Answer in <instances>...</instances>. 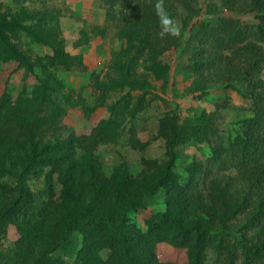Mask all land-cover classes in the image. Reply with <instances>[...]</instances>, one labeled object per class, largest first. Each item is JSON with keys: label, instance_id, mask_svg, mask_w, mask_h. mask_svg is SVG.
I'll list each match as a JSON object with an SVG mask.
<instances>
[{"label": "trees", "instance_id": "16d2710c", "mask_svg": "<svg viewBox=\"0 0 264 264\" xmlns=\"http://www.w3.org/2000/svg\"><path fill=\"white\" fill-rule=\"evenodd\" d=\"M187 1L181 4L190 10V3L196 0ZM222 1L228 9L246 11L250 7L258 13V21L251 24L249 32L260 44L247 41L246 34L224 18L222 27H207L211 40H217L210 46L211 62L218 63L220 71L229 68L238 78L250 76L264 62V0ZM119 2L113 0L114 5ZM175 2L163 0L173 20ZM156 3L157 0H134L129 19L120 17L124 22L119 24V37L127 42L115 62L125 72L123 84L131 89L138 87L130 79L131 61L122 59L143 52L132 41H140L139 47L147 50L152 64L156 61L152 51H161L172 41L173 35H160ZM8 14L0 3V48L31 72L40 70L41 77L36 76L39 86L30 95V104H23L20 97L13 100L7 92L0 97V246L9 225H14L19 235L11 251L3 252L0 247V264H168L159 262L156 256V246L162 242L186 249L189 264H206L209 249L216 256L227 257L225 264H236L237 259L240 264H264V81H253L258 89L250 96L256 109L253 118L245 121L249 131L232 141L225 151L231 160L240 153L243 168L239 173L244 182L240 187L231 175L220 173L224 169L221 171L217 165L209 167L205 186L196 181L203 176L200 169L187 170L188 183L180 185L171 169L173 159L163 168L144 161L143 170L136 175L122 162L107 176L100 171L97 159L92 158V150H88L84 165L77 171L74 141L44 138V128L48 126L43 113L47 110L45 104L52 105L50 117L55 123L69 109L64 107L67 99L62 83L51 69L67 64L70 57L57 34L51 35L46 20H37L35 27H29L22 22L32 20L27 12ZM21 33L30 43L49 47L52 55L29 53L19 43ZM237 43L241 44L232 52L227 48ZM226 45L231 54L222 56L220 46ZM53 94L57 95L54 100ZM166 121L174 141L182 127L177 117ZM95 133L83 138L84 149L96 148L105 136L106 142L114 140L109 125ZM168 147L173 152L172 142ZM250 162L258 169H250ZM246 167L249 170L243 171ZM41 175L45 193L40 195L31 189L29 180ZM55 181L60 185L57 190L52 188ZM161 188L167 189L166 210L152 213L147 230L129 224V213L148 210L150 199ZM42 195L47 197L44 201L40 200ZM74 232L82 235L81 247L74 258L64 259L57 253L72 247ZM104 251L108 261L101 255Z\"/></svg>", "mask_w": 264, "mask_h": 264}, {"label": "rangeland", "instance_id": "374dc122", "mask_svg": "<svg viewBox=\"0 0 264 264\" xmlns=\"http://www.w3.org/2000/svg\"><path fill=\"white\" fill-rule=\"evenodd\" d=\"M117 1L120 2L114 5L113 0H0L9 16L27 12L32 20L22 22L29 27H35L37 20H46L51 35L57 34L64 52L70 57L67 64L51 69L62 83V93L67 99L64 107L69 109L55 123L50 117L52 105L45 104L47 110L43 113L48 126L44 128L47 130L44 138L74 141L77 171L84 165L88 150H92V158L97 159L100 171L107 176L122 162L136 175L143 170L144 161L155 162L163 168L173 159L171 169L180 185L188 180V171L195 169L203 174L196 181L209 182V167L217 165L221 171L224 169L220 173L231 175L240 187L244 183L239 173L243 168L240 153L231 160L225 151L232 141L249 131L245 121L253 118L256 109L250 96L258 89L253 81H264V62L250 76L238 78L227 67L220 71L218 63L211 62L210 46L217 40H211L207 27H222L221 20L225 18L246 34L247 41L260 44L249 32L251 24L258 21V13L250 7L246 11L235 7L228 9L222 5V0H196L190 3L189 10L181 4L187 0H176L174 23L179 34L173 35L170 45L161 51H152L155 63L146 56L147 50L139 47L138 40L132 43L143 52L122 59L131 61L130 79L138 85L131 89L123 84L125 72L115 60L120 51L125 50L127 42L119 37V24L124 22L120 17L128 16L129 19L134 0ZM18 38L29 53L41 57L52 55L49 47L30 43L25 34L21 33ZM241 43L233 47L220 46L222 56L231 54ZM34 73L0 48V97L7 92L13 100L20 97L23 104H30V95L39 86L41 77L40 70L35 69ZM56 96L53 94L52 100ZM174 117L182 132L172 141L166 120ZM104 125L111 127L113 142H106L105 136L96 148L84 149L83 138L96 135V130L101 133ZM73 137L82 141L73 140ZM171 142L173 152L168 147ZM249 167L256 169L258 166L250 162ZM29 185L33 191L44 194V175L31 177ZM59 187L56 181L52 183V188ZM166 192L165 188L159 189L150 199L148 210L129 213L128 223L147 230L152 213L166 210ZM46 196H40V200L44 201ZM18 238L16 227L9 225L1 240L3 252L11 251ZM72 238V247L57 255L64 259L75 257L82 235L74 232ZM101 255L108 261L107 252ZM156 256L162 263L189 264L186 249L172 247L166 242L157 244ZM225 259L228 260L209 249L206 264H225ZM240 262L237 259L236 264Z\"/></svg>", "mask_w": 264, "mask_h": 264}, {"label": "clouds", "instance_id": "9594fccd", "mask_svg": "<svg viewBox=\"0 0 264 264\" xmlns=\"http://www.w3.org/2000/svg\"><path fill=\"white\" fill-rule=\"evenodd\" d=\"M155 10L157 17L159 18L160 25L162 27L160 35H178L179 28L175 25L174 20L168 15V12L164 7L163 0H157Z\"/></svg>", "mask_w": 264, "mask_h": 264}]
</instances>
